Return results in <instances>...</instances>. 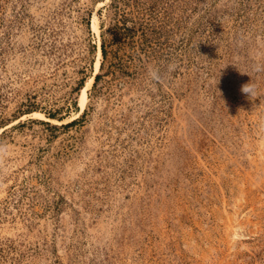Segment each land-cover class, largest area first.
I'll return each instance as SVG.
<instances>
[{
  "label": "rangeland",
  "instance_id": "374dc122",
  "mask_svg": "<svg viewBox=\"0 0 264 264\" xmlns=\"http://www.w3.org/2000/svg\"><path fill=\"white\" fill-rule=\"evenodd\" d=\"M257 64L264 0H0V264H264Z\"/></svg>",
  "mask_w": 264,
  "mask_h": 264
},
{
  "label": "clouds",
  "instance_id": "9594fccd",
  "mask_svg": "<svg viewBox=\"0 0 264 264\" xmlns=\"http://www.w3.org/2000/svg\"><path fill=\"white\" fill-rule=\"evenodd\" d=\"M176 65L173 63H169L165 69L168 73L175 71ZM254 72H264V65L257 64L253 67ZM246 74V73H245ZM164 73L158 67H150L148 70V78L152 82H160L163 80ZM241 92L246 94L249 99H255L258 95L257 87L255 83L250 80L249 83L241 86ZM259 133H264V115L258 117L257 123Z\"/></svg>",
  "mask_w": 264,
  "mask_h": 264
},
{
  "label": "trees",
  "instance_id": "16d2710c",
  "mask_svg": "<svg viewBox=\"0 0 264 264\" xmlns=\"http://www.w3.org/2000/svg\"><path fill=\"white\" fill-rule=\"evenodd\" d=\"M101 53H102V56H103V58L106 56V49H105V44H104V40H102L101 41ZM98 74L97 75H95V79H97L98 78ZM52 117V116H51ZM75 122V119H73L72 121H69V123H66V125L67 124H73Z\"/></svg>",
  "mask_w": 264,
  "mask_h": 264
},
{
  "label": "bare ground",
  "instance_id": "6f19581e",
  "mask_svg": "<svg viewBox=\"0 0 264 264\" xmlns=\"http://www.w3.org/2000/svg\"><path fill=\"white\" fill-rule=\"evenodd\" d=\"M83 100V93H81V95H80V101H82Z\"/></svg>",
  "mask_w": 264,
  "mask_h": 264
}]
</instances>
